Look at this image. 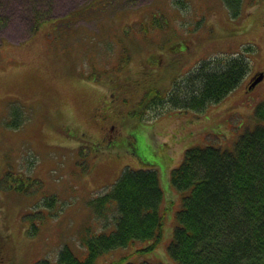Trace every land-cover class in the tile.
Returning <instances> with one entry per match:
<instances>
[{
  "label": "rangeland",
  "instance_id": "374dc122",
  "mask_svg": "<svg viewBox=\"0 0 264 264\" xmlns=\"http://www.w3.org/2000/svg\"><path fill=\"white\" fill-rule=\"evenodd\" d=\"M97 1L0 0V264L55 260L63 244L80 250L85 226L102 227L90 201L125 166L145 161L163 190L162 238L151 250H140L148 241L113 249L96 264L120 255L177 264L166 250L181 206L171 169L193 145L232 149L264 99V0H242L234 16L222 0ZM38 8L47 18L79 8L85 19H49L32 31ZM234 53L249 57L247 74L203 111L142 107V97L165 91L200 60ZM257 72L262 79L247 87ZM49 194L53 207L40 206Z\"/></svg>",
  "mask_w": 264,
  "mask_h": 264
},
{
  "label": "trees",
  "instance_id": "16d2710c",
  "mask_svg": "<svg viewBox=\"0 0 264 264\" xmlns=\"http://www.w3.org/2000/svg\"><path fill=\"white\" fill-rule=\"evenodd\" d=\"M222 1L233 16L240 15L242 0ZM41 10L35 9L34 26L47 18ZM79 12L75 9L70 15ZM252 50L250 45L243 47V52ZM249 67V57L243 53L205 58L174 79L165 91L154 90L140 103L156 115L166 109L201 112L231 92ZM253 113V127L238 136L232 149L193 145L171 169L170 182L180 192L181 206L174 214L176 224L166 250L177 264H264V99ZM8 177L4 174L3 179ZM6 185L21 189L15 182ZM47 196L40 206L51 208L50 199L55 195ZM163 202L158 172L150 162L137 168L125 166L89 203L94 225L100 223L102 227L93 230L85 226L91 230L79 234L76 248L81 244L80 250L63 244L55 260L45 256L33 264H96L107 252L138 241H148L140 250L154 249L163 235ZM42 216L41 210H36V219ZM111 264L163 263L131 261L120 255Z\"/></svg>",
  "mask_w": 264,
  "mask_h": 264
},
{
  "label": "water",
  "instance_id": "95a60500",
  "mask_svg": "<svg viewBox=\"0 0 264 264\" xmlns=\"http://www.w3.org/2000/svg\"><path fill=\"white\" fill-rule=\"evenodd\" d=\"M259 79L260 77L256 78L255 81L252 83V85H254Z\"/></svg>",
  "mask_w": 264,
  "mask_h": 264
}]
</instances>
